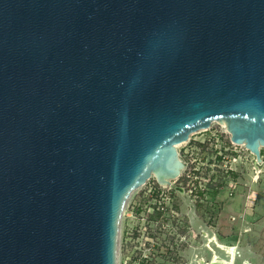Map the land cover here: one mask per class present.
Returning <instances> with one entry per match:
<instances>
[{
	"label": "water",
	"instance_id": "1",
	"mask_svg": "<svg viewBox=\"0 0 264 264\" xmlns=\"http://www.w3.org/2000/svg\"><path fill=\"white\" fill-rule=\"evenodd\" d=\"M216 121L259 162L264 0H0V264H116L130 194Z\"/></svg>",
	"mask_w": 264,
	"mask_h": 264
},
{
	"label": "rangeland",
	"instance_id": "2",
	"mask_svg": "<svg viewBox=\"0 0 264 264\" xmlns=\"http://www.w3.org/2000/svg\"><path fill=\"white\" fill-rule=\"evenodd\" d=\"M176 151L183 168L167 180L168 186H161L151 173L126 200L116 264H134V231L142 243L159 227L147 222L149 203L155 202L168 211L162 216L163 228L156 232L159 247L155 246L153 264H177L163 257L167 248L180 250L175 256L180 264H210L214 257L228 264L230 251L231 264H264V148L258 162L243 145L232 144L224 124L216 121L190 135ZM190 170L195 174L186 179Z\"/></svg>",
	"mask_w": 264,
	"mask_h": 264
},
{
	"label": "flooded vegetation",
	"instance_id": "3",
	"mask_svg": "<svg viewBox=\"0 0 264 264\" xmlns=\"http://www.w3.org/2000/svg\"><path fill=\"white\" fill-rule=\"evenodd\" d=\"M150 206H148V220L147 222L150 223V224H155V225H158L159 224V227L156 228L155 232L154 231H149L150 234H148V241H144V242H139V239L138 237L139 236V232L137 231H134V233L132 234V247H134V256L132 257V261L134 262V264H153L154 262L153 259H155V246L156 247H159L156 243L157 241V236H158V233H156L157 231H160V226L161 228H163V221L164 218H162L163 215H165L166 209H164V207L158 203V202H155V203H149ZM159 221V222H158ZM161 221V222H160ZM148 229H149V226H148ZM177 231H179L177 229ZM148 233V232H146ZM175 237L180 238V235L179 233L176 234V233H173ZM172 236V235H171ZM153 240V241H152ZM171 240H175L174 237L171 239ZM149 243H152L151 245ZM167 246H170V245H167ZM140 247L142 250H139ZM151 247V248H150ZM173 250L170 249H165V252H162L163 254V257L165 258V260H171L172 262H176L177 264H180V259L175 257L176 254H178L180 252V250H175V252H172ZM179 251V252H178ZM144 253V254H141V253ZM169 255L171 257H169ZM150 256V257H148ZM193 262H197L198 261V257L197 255H194L193 256ZM152 258V259H151Z\"/></svg>",
	"mask_w": 264,
	"mask_h": 264
},
{
	"label": "bare ground",
	"instance_id": "4",
	"mask_svg": "<svg viewBox=\"0 0 264 264\" xmlns=\"http://www.w3.org/2000/svg\"><path fill=\"white\" fill-rule=\"evenodd\" d=\"M224 128L226 129V126L224 125ZM181 145V144H180ZM177 146H179V145H177ZM176 146V147H177ZM180 164H182V163H180ZM183 165V164H182ZM176 176V175H175ZM175 176L173 177V178H170V179H168V180H170L171 181V179L173 180L174 178H175ZM169 181H167V184H166V186H168V183ZM169 187H171V185H169ZM177 191L179 192V194H181V190H178L177 189ZM230 253V257H229V261H228V264H231L230 262H232V260H233V255H232V251H230L229 252ZM228 255V254H227ZM210 264H226L225 262H221V260H219V259H217L216 257H214V258H212L211 259V261H210Z\"/></svg>",
	"mask_w": 264,
	"mask_h": 264
},
{
	"label": "built area",
	"instance_id": "5",
	"mask_svg": "<svg viewBox=\"0 0 264 264\" xmlns=\"http://www.w3.org/2000/svg\"><path fill=\"white\" fill-rule=\"evenodd\" d=\"M195 173L190 170V172L187 173L186 179H189L190 176H193Z\"/></svg>",
	"mask_w": 264,
	"mask_h": 264
}]
</instances>
